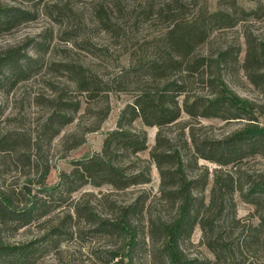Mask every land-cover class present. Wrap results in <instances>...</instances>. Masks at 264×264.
Masks as SVG:
<instances>
[{
	"label": "trees",
	"instance_id": "16d2710c",
	"mask_svg": "<svg viewBox=\"0 0 264 264\" xmlns=\"http://www.w3.org/2000/svg\"><path fill=\"white\" fill-rule=\"evenodd\" d=\"M128 1L138 2L141 8V13L136 16L138 19L144 22L157 21L160 32L154 40L155 51L152 54L143 57L129 68H124L107 81L96 71L72 61L46 64L48 68L56 67L58 72L63 73L64 89L59 91L56 88L52 96L44 99L49 106L46 117L38 125V137L41 140L47 137L52 139L61 133L63 127L73 124L83 104L87 105L85 113L91 114L96 121L90 131H97L109 114V94L113 92V88L123 93L132 89L135 93L134 102L121 112L118 129L105 138L101 152L75 162L69 174L61 175L60 184L54 190H61L70 197L87 185L95 188L107 185L113 189L103 197V200H108L114 192L147 183L149 168L144 176L129 174L128 166L131 162L121 161L120 153H126L128 159L137 157L148 147L145 128L156 127L158 130L150 157L159 172L161 199L170 210L169 216L162 217L157 222L158 232L162 236L161 252L166 264L202 263L188 257L180 246L184 235L190 233L196 225H200L204 243L214 254L217 264H243L241 249L244 243L253 240L259 242V238L264 235V177L251 181L252 177L248 176L245 184H241V178H235L240 170L238 166L245 159L248 149L251 148L264 157V126L258 119L264 117V105L241 98L226 82V72L237 61L240 47L236 44L221 43L219 47L214 48L211 44L212 39H216L217 32L234 29L239 23L248 21L250 16L257 15V12H254L257 10L247 11L238 5L236 0L215 12L208 9L205 0ZM257 1L260 9L264 0ZM117 8L120 17L125 13V9H121L119 4ZM131 10L133 13L135 8ZM94 16L104 30L111 31L110 25L113 22L102 5L95 10ZM30 18L31 12L28 10L0 2V27ZM48 31L43 32L44 36L0 48V85H13L20 79L29 77L33 69L44 66L45 62L41 58L49 50L53 34L51 29ZM243 37L246 48L243 70L254 86L264 90V33L254 38L244 30ZM69 43H73L70 44L73 47L79 46L73 41ZM206 46L211 47L209 52H204L203 48ZM63 53L68 54L69 51L63 50ZM195 77L200 78L206 92L192 96L189 88ZM72 94L80 95L81 99H75ZM40 99L43 98H37ZM183 113L194 120H241L242 126L220 138L196 139L189 123L181 121ZM137 121L141 123L139 130L136 129L138 133H129L128 128L133 129L132 125ZM175 126L181 127L182 135H185L188 129L186 140H181L182 136H178L177 141V138L168 134L166 130ZM25 141L23 132H6L0 135V152L5 156H17V152H20L18 147ZM84 141L83 132L68 134L63 138V144L68 145V151L77 149ZM181 141H184L183 145ZM189 142L201 159L220 167L233 165L236 168H233L232 173H224L222 169L216 170L213 195L203 210L197 206L194 182L187 175L183 159V152ZM27 160L31 162V159ZM33 162L37 166L39 159L35 158ZM50 171L51 167L46 165L42 171L43 185ZM222 182H225V195L231 199L235 193L250 198L248 203L255 206V212L250 218L259 220L258 225H254L249 219H231L228 229L246 234L240 247L234 242H229L224 224L217 226L219 222L215 215L222 216L228 202L225 196L219 197L220 200L215 196L216 192L223 189ZM220 195H223V192ZM13 197L10 192L0 190L2 264L12 256L20 259L25 250L21 246L12 247L3 241L4 227L9 221L24 227L31 222L35 214L44 207L47 208L36 199L28 209L20 211L13 203ZM82 205L77 203L73 216H67L59 226L54 227L53 233L58 236L69 221L72 223L70 235L73 237L78 229L75 224L80 221L88 222L92 231L109 238L112 243L105 252L106 260L103 264H137L140 230L135 215L140 206L139 199L132 203L111 200V210L107 215H98L96 209L85 203ZM252 243L249 242L250 247Z\"/></svg>",
	"mask_w": 264,
	"mask_h": 264
},
{
	"label": "rangeland",
	"instance_id": "374dc122",
	"mask_svg": "<svg viewBox=\"0 0 264 264\" xmlns=\"http://www.w3.org/2000/svg\"><path fill=\"white\" fill-rule=\"evenodd\" d=\"M205 1L208 9L215 12L231 5L234 0ZM236 1L247 11L257 10L254 11L257 15L250 16L248 21L239 23L234 29L217 32L211 46L217 48L223 43L236 44L240 47L237 61L226 72V82L241 98L264 105L263 88L254 86L243 70L246 50L244 30L254 38L264 33V4L258 9L257 0ZM0 2L31 12V18L28 20L0 27V48L19 44L27 39L32 40L40 35L44 36L43 32L46 30L51 29L53 32L49 50L41 58L45 62L44 66L33 69L29 77L20 79L13 85L11 83L0 85V135L6 132H23L26 137L25 143L17 149L20 151L17 152L19 155L5 156L0 152V190L10 192L14 196L13 203L20 211L28 209L36 199L47 206L35 214L31 222L24 227H19L18 223L12 221L4 227L3 241L12 247L21 246L25 249L21 255L25 257L18 259L12 256L3 264H103L106 260L105 252L112 243L109 238L92 231L90 223L80 221L75 224L78 229L73 237L70 235L72 223L69 221L58 236L53 233L54 227L59 226L67 216H73L77 203L89 205L90 208L96 209L98 215H107L111 210L109 208L111 200L132 203L138 199L140 206L135 215L140 230L137 264H166L161 252L162 236L158 232L157 222L162 217L169 216L170 210L161 199L159 172L150 157V151L155 145L158 130L156 127L145 128L148 134V147L137 157L128 159L126 153H120L121 161L131 162L128 166L129 174L144 176L149 168L147 183L114 192L108 200H103V197L113 189L107 185L100 188L87 185L70 197L61 190H54L60 184L61 175L69 174L75 162L101 152L105 138L118 129L121 112L134 102L135 93L131 88L125 93L115 91L113 88V92L109 94L110 111L99 130L90 131L96 121L91 114L85 113L87 105L83 104L75 117V122L63 127L58 136L52 139L47 137L44 140L38 137V125L48 113L49 104L44 99L52 96L56 88L59 91L64 89L63 73L58 72L56 67L48 68L46 64L72 61L96 71L104 81H107L124 68H129L155 51L154 40L160 32L157 21L144 22L138 19L136 16L141 13L138 2L130 3L128 0H0ZM118 4L121 9H125V13L120 17ZM101 5L113 22L110 25L111 31L108 32L99 25L94 16L95 10ZM133 8L135 11L132 13ZM71 41L79 46L73 47L70 45L73 43H69ZM210 48L206 46L203 50L209 52ZM63 50H68L69 53H63ZM202 92H206L205 87L200 78L195 77L189 93L193 96ZM72 96L81 99L78 94ZM38 97L43 99L37 100ZM258 119L264 126V117ZM181 121L189 123L196 139L220 138L242 126L241 120L204 118L194 120L185 113L182 114ZM132 126L133 129L128 128V132L137 134L136 129L139 130L141 123L137 121ZM180 128L175 126L166 131L170 136L177 138V141L178 136H182L181 140H186L188 129L185 135H182ZM82 132L85 133L84 143L77 149L68 151V145L63 144L64 136ZM183 143L184 141L182 145ZM245 154L246 157L238 166L240 170L235 178L238 180L241 178V184L247 182L248 176L252 177L251 181L264 177V157L251 148ZM35 158L39 159L37 166L33 164ZM27 159H31V162ZM183 159L187 175L194 182L197 206L203 210L213 195L216 170L222 169L224 173H232L235 167L233 165L220 167L201 159L190 142L183 152ZM46 165L51 167V171L43 185L42 171ZM222 184L223 189L216 192L215 196L217 199L225 196L228 202L222 216L214 214L219 222L217 226L224 224L229 242H234L240 247L245 241L246 234L228 229L230 221L232 218L249 219L254 225H258L257 218H250L255 212V206L248 203L247 200L250 198L239 193H235L232 199L226 196L225 182ZM222 192L223 195H220ZM86 194L88 196H85ZM249 242H253L252 247ZM249 242L244 243L241 249L243 264H264V235L259 238V242L255 240ZM180 246L188 257L202 262L201 264H217L214 254L204 243L200 225H196L190 233L184 235Z\"/></svg>",
	"mask_w": 264,
	"mask_h": 264
}]
</instances>
